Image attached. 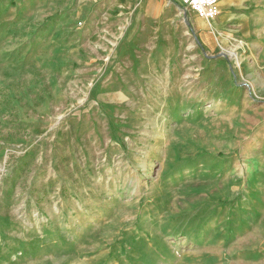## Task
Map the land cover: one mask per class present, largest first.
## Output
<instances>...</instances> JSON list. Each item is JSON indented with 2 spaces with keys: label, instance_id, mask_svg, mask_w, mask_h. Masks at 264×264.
I'll return each instance as SVG.
<instances>
[{
  "label": "rangeland",
  "instance_id": "rangeland-1",
  "mask_svg": "<svg viewBox=\"0 0 264 264\" xmlns=\"http://www.w3.org/2000/svg\"><path fill=\"white\" fill-rule=\"evenodd\" d=\"M126 1L0 0V264H264L263 38Z\"/></svg>",
  "mask_w": 264,
  "mask_h": 264
},
{
  "label": "crops",
  "instance_id": "crops-1",
  "mask_svg": "<svg viewBox=\"0 0 264 264\" xmlns=\"http://www.w3.org/2000/svg\"><path fill=\"white\" fill-rule=\"evenodd\" d=\"M125 5L124 14L131 15L133 30L139 25L143 28L150 24H168L180 18L179 10H183L178 0H127ZM218 7V15L209 21L188 11V18L194 20L200 40L209 51L231 48L230 53L241 58L247 51L240 42L251 46L252 40H264V0H218Z\"/></svg>",
  "mask_w": 264,
  "mask_h": 264
},
{
  "label": "built area",
  "instance_id": "built-area-1",
  "mask_svg": "<svg viewBox=\"0 0 264 264\" xmlns=\"http://www.w3.org/2000/svg\"><path fill=\"white\" fill-rule=\"evenodd\" d=\"M180 7L209 21L219 13L218 0H178Z\"/></svg>",
  "mask_w": 264,
  "mask_h": 264
}]
</instances>
